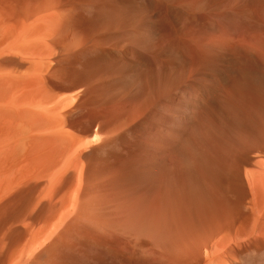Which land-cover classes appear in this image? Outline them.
<instances>
[{
	"label": "bare ground",
	"instance_id": "obj_1",
	"mask_svg": "<svg viewBox=\"0 0 264 264\" xmlns=\"http://www.w3.org/2000/svg\"><path fill=\"white\" fill-rule=\"evenodd\" d=\"M0 207L32 264H264V0H0Z\"/></svg>",
	"mask_w": 264,
	"mask_h": 264
},
{
	"label": "rangeland",
	"instance_id": "obj_2",
	"mask_svg": "<svg viewBox=\"0 0 264 264\" xmlns=\"http://www.w3.org/2000/svg\"><path fill=\"white\" fill-rule=\"evenodd\" d=\"M13 211H16V207H5L4 210L0 207V264H32L34 255L30 252L31 249H25L29 248L25 245L29 239V226L13 218ZM43 255L41 262L47 264L49 257Z\"/></svg>",
	"mask_w": 264,
	"mask_h": 264
}]
</instances>
